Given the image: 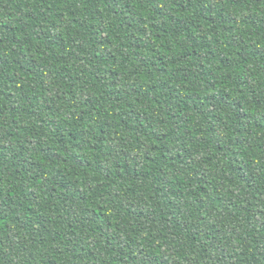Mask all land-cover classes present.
Here are the masks:
<instances>
[{
	"label": "trees",
	"instance_id": "16d2710c",
	"mask_svg": "<svg viewBox=\"0 0 264 264\" xmlns=\"http://www.w3.org/2000/svg\"><path fill=\"white\" fill-rule=\"evenodd\" d=\"M0 264H264V0H0Z\"/></svg>",
	"mask_w": 264,
	"mask_h": 264
}]
</instances>
